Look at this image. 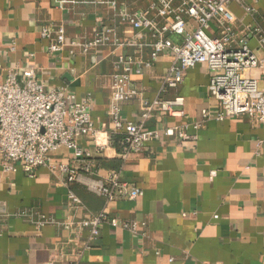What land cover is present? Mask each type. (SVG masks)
I'll return each mask as SVG.
<instances>
[{"label": "crops", "instance_id": "0c3cea01", "mask_svg": "<svg viewBox=\"0 0 264 264\" xmlns=\"http://www.w3.org/2000/svg\"><path fill=\"white\" fill-rule=\"evenodd\" d=\"M68 1L74 4L61 10L55 0H0V82L6 77L4 68L18 67L33 69L46 90L64 88L71 97L67 104L80 103L90 94V119L102 149L85 138L78 146L94 162L92 178L116 172L142 196L105 207L104 199L79 181L56 185L46 168L37 169L30 179L20 168L6 172L0 158V204L8 212L31 209L72 223L38 229L20 219L0 217V264H264V126L245 115L219 120L223 110L208 93L206 67L198 64L184 73L176 93L184 101L182 116H152L143 130L154 133L153 138L139 154L122 161L115 141L108 139L113 129L108 109L115 58L106 49L73 59L55 56L40 31L62 25L66 40L88 41L97 31L113 28L119 38H127L132 30L118 19V9L146 11L151 0H115L116 10L100 4L112 0ZM253 8L254 21L264 26V0ZM230 10L238 21L253 24L240 6L232 4ZM249 47L264 59L255 41ZM147 55L146 50L142 57ZM171 63V54L158 57L150 69L131 77L145 99L157 97ZM248 75L262 88L264 66ZM158 97L170 99L173 93ZM203 110L209 119L196 130L193 125L201 121ZM121 117L140 122L138 106L122 107ZM181 127L196 139L181 142L163 134L165 128ZM50 158L53 164L75 167L64 147ZM68 190L80 199L79 206L69 208ZM104 207L108 218L135 222V231L105 223L91 241L88 229L75 234L79 221Z\"/></svg>", "mask_w": 264, "mask_h": 264}, {"label": "built area", "instance_id": "2783aa9c", "mask_svg": "<svg viewBox=\"0 0 264 264\" xmlns=\"http://www.w3.org/2000/svg\"><path fill=\"white\" fill-rule=\"evenodd\" d=\"M61 10L72 1L55 0ZM263 0H151L149 10L131 13L118 9V19L130 26L132 35L119 38L116 29L99 30L88 41L66 40L65 29L42 27L40 36L47 42L49 53L73 59L108 50L115 58V72L111 75V96L108 118L113 127L108 136L116 143L119 158L127 160L139 154L154 133L145 132L144 124L152 117L178 118L183 114V98L177 90L183 82L184 73L202 64L209 73L208 93L216 100L225 117L245 115L253 123L264 126V81L258 87L257 79L248 73L264 66L249 47L255 41L264 52V26L254 21L253 5ZM250 3V4H249ZM110 8L116 1L100 2ZM236 4L248 14L253 24L238 21L230 6ZM252 5V6H251ZM116 10V9H115ZM173 38L175 40H173ZM148 51L147 59L142 56ZM172 55V63L163 77L157 97L152 101L134 86L132 76L141 75L150 69L158 57ZM6 77L0 82V158L4 170L15 172L20 168L34 179L39 168H46L56 179V185L68 187L79 181L104 199L105 207L118 201H134L142 191L120 181L116 172H108L101 178L94 176V162L78 146V140H93L98 149V131L93 128L89 108L90 94L80 103L67 104L69 97L64 88L46 90L36 78L33 69L4 68ZM173 93L170 99L158 96ZM136 104L140 122H126L121 117L122 107ZM201 121L194 123L200 129L209 119L202 111ZM163 134L181 142L195 140L188 137L185 128H165ZM66 148L72 155L75 167L68 163L53 164L50 154ZM91 176V177H90ZM69 208L81 204L71 191L67 192ZM105 207L94 216L79 221L75 226L79 234L88 229V241L95 239L103 224L108 223L129 232L135 231V222L108 218ZM0 217L20 219L36 228L46 225L68 227L70 221L57 222L31 209L8 212L0 204ZM47 264H53L48 262Z\"/></svg>", "mask_w": 264, "mask_h": 264}]
</instances>
